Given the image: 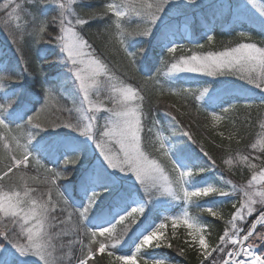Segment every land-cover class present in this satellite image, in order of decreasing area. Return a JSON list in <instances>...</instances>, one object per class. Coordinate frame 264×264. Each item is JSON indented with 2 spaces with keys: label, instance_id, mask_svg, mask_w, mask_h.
<instances>
[{
  "label": "snow or ice",
  "instance_id": "obj_1",
  "mask_svg": "<svg viewBox=\"0 0 264 264\" xmlns=\"http://www.w3.org/2000/svg\"><path fill=\"white\" fill-rule=\"evenodd\" d=\"M80 2L0 0V31L19 56L0 59V264H175L158 249L186 260L192 253L195 264H264V120L243 149L231 148L242 143L251 110H264V46L229 42L197 54L179 43L197 0H104L87 11ZM37 5L54 14L41 16ZM227 7L238 23L264 31V3ZM92 22L104 23L99 43ZM29 41L52 45L70 105L50 103L54 89L43 85L42 102L31 96ZM114 56L122 69L152 74L136 81ZM186 77L200 86L177 87ZM166 92L187 111L170 104L158 116L153 97ZM193 108L213 128L235 129L213 142L224 168L197 139L200 125L181 118ZM237 165L246 183L225 176Z\"/></svg>",
  "mask_w": 264,
  "mask_h": 264
},
{
  "label": "trees",
  "instance_id": "obj_2",
  "mask_svg": "<svg viewBox=\"0 0 264 264\" xmlns=\"http://www.w3.org/2000/svg\"><path fill=\"white\" fill-rule=\"evenodd\" d=\"M104 0H81V2L77 5L78 8L87 11L89 8H99L102 6ZM258 3H264V0H257ZM229 4H235L233 0H230ZM226 3L220 4H211L207 7H202L197 11H192L189 13V27L187 34H189L190 38L187 40L183 35V31L180 35L183 37L179 40V43L186 45L188 48L192 49L193 52L197 54L207 53V51H219L223 50V48L229 45L231 42V46H235L238 42H254L258 46H264V31H261L260 27L257 24L248 23V22H241L238 23L235 18L233 17L232 13L229 12ZM35 10L41 15H49L51 16L54 14L51 6H40L37 5ZM103 22H92L91 24V33L93 39L100 42L103 39ZM100 30L101 35H96L97 30ZM247 33V38L239 37L240 32ZM203 33L212 34L215 37V44L214 45H207L206 44V37H204ZM196 44H205V48L198 49L195 47ZM142 45H137V48L141 47ZM52 45H45V44H32L29 41V49L27 50V58L32 62L33 66L36 70L32 73L31 77H25L24 85L29 89L30 94L33 98H40L42 102V85L44 87H50L54 89L53 97L50 100V103L55 104L57 100L63 104H71L69 99H65V97H69L73 95V90L71 88V83L68 82L67 84L64 83L60 73H61V66L58 65L57 58L51 55ZM177 55H180L178 52ZM44 57H47L45 60ZM18 54L15 53V48L11 45V42L6 39L5 33L0 31V59H13L15 61L18 59ZM112 62L115 64L117 69L128 71L130 75H134L136 81H141L147 75L152 73L144 71H137L136 69H122L121 66V58L119 56L112 57ZM143 65V58H138L137 69L141 68ZM154 72V69H153ZM199 79H208L206 77H201ZM179 86H191L193 88L199 87L198 79L193 78H185L182 84H178ZM148 87L151 88V82L148 83ZM167 87V86H165ZM156 100L159 101L156 104ZM256 103L259 104V96L255 97ZM153 104L154 106L160 109V112L157 114L158 116L163 113L164 110L167 109L168 105L176 104L177 107L181 108V111H187L182 107L184 101H182L179 97L173 96L168 94L167 92L162 96H154L153 97ZM39 107V104L36 105ZM252 115L247 119V126L241 129L242 134L244 135V139L240 145H237L235 141L232 142L231 148L233 150L240 148L243 149L244 145L248 143L249 138L254 136L255 133L260 132L259 124L261 120L264 119L263 114L264 110L257 112L256 109L251 110ZM179 116V113H176ZM237 119V128H241V124L244 123L246 117L245 113L241 112L239 114H234ZM182 119L191 120L193 121V129H196V125L199 124L200 127L197 130L198 135L197 139H203L205 141L206 148L216 156L218 150L215 149L214 143H220L221 138L219 137L218 133L223 131L225 136H227L230 132L235 131L231 127L230 124H226L222 122L216 128L211 126L210 119H205V113L199 112L197 113L196 110L192 109V114L190 117H181ZM162 123H164L162 121ZM207 124V127L204 125ZM223 143L227 146L228 141L224 140ZM243 154H248L244 152ZM221 155H225L221 153ZM218 163L220 164L221 168H224L220 157L216 156ZM51 166V165H49ZM236 175H230L229 173L225 172V176L228 178L233 179L236 182L246 183V180L249 176L246 169H243V166L237 165L235 169ZM243 171V175L240 172ZM230 209V203L226 208H224L225 213L227 214L228 210ZM178 211V210H177ZM198 210L192 209L193 214H195ZM211 220L213 218H207ZM222 227V225H221ZM215 234V229L213 230ZM184 235L183 231L178 232L177 238L173 241L174 245L177 247L183 246L184 243ZM67 252V249H65ZM149 254H153L149 250ZM158 256H163L175 262V264H195V257L192 253L188 254V259L186 260L185 257H180L174 252L172 249H160L156 250L155 252ZM78 255V246L77 248L73 249V258Z\"/></svg>",
  "mask_w": 264,
  "mask_h": 264
},
{
  "label": "rangeland",
  "instance_id": "obj_3",
  "mask_svg": "<svg viewBox=\"0 0 264 264\" xmlns=\"http://www.w3.org/2000/svg\"><path fill=\"white\" fill-rule=\"evenodd\" d=\"M229 1L230 0H197V4L190 8L189 13L192 12V11H197V10H199L202 7H207V6L211 5V4H220V3H226L227 4ZM233 2L236 3L237 0H233ZM227 6H228V4H227ZM184 35H186L187 39L189 38V35H187L186 32H184ZM205 35H207V34H205ZM204 54H206V53H204ZM263 117H264V114H263ZM180 231H183V230L181 229ZM177 235H178V233H177ZM158 250H160V249H158Z\"/></svg>",
  "mask_w": 264,
  "mask_h": 264
}]
</instances>
